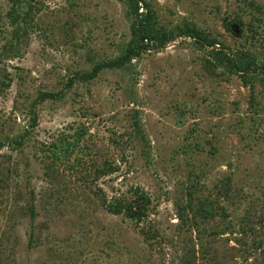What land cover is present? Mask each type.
I'll return each instance as SVG.
<instances>
[{
  "label": "rangeland",
  "instance_id": "obj_1",
  "mask_svg": "<svg viewBox=\"0 0 264 264\" xmlns=\"http://www.w3.org/2000/svg\"><path fill=\"white\" fill-rule=\"evenodd\" d=\"M144 1L173 40L68 86L125 50V3L0 0V264H264V77L186 33L264 66V0ZM136 190L140 221L105 210Z\"/></svg>",
  "mask_w": 264,
  "mask_h": 264
},
{
  "label": "trees",
  "instance_id": "obj_2",
  "mask_svg": "<svg viewBox=\"0 0 264 264\" xmlns=\"http://www.w3.org/2000/svg\"><path fill=\"white\" fill-rule=\"evenodd\" d=\"M124 2L127 6V17L131 21L130 31H131V39L127 43L125 50L121 53L120 56L115 59L100 62L96 64L90 71L78 74L74 77V79L68 82V86H71L74 80L80 82H90L95 79L98 74L105 69H119L124 67L125 65L130 64V62L138 57L142 52L147 51L152 46L162 47L166 45L168 42L172 41L174 36L172 34H166L161 32L155 27L154 20L152 17V13L147 8V5L144 0H119ZM246 3L249 0H243ZM142 10V11H140ZM145 11V12H144ZM16 26V25H15ZM186 33L188 36L193 38L200 46H208L211 50V57L217 66L224 65L228 70L232 73L240 74L242 72H258L264 77V66L258 67L254 65L248 59H240L238 55H231L224 51V47L217 44L215 41L208 40L205 38L199 31L192 27H187ZM14 38L16 40L19 39V31L15 29ZM218 45V48L215 46ZM243 58H246L243 56ZM243 75V74H242ZM7 86V85H6ZM61 93L53 94L40 92L35 104L43 103L46 100L57 98ZM37 125V117L35 113H32L30 127L34 128ZM15 143L17 145H21L22 140L16 139ZM3 147V143H0V150ZM69 146L65 147V151L67 152ZM112 172V169H105L100 172L99 176L108 175ZM134 199L127 203L123 202L124 200L115 199L112 202H103V206L105 210L112 215H119L123 212H128L130 218L140 221L142 218L146 216L147 207L149 204L148 198L139 193L138 190L134 192ZM191 201L187 203L185 207L177 204V213L179 220L186 224L187 218H185L184 213L186 209L193 213L194 224L197 225L195 217H199L206 219L208 217L206 209H195L190 206ZM30 216L33 218L34 211L30 207L29 209ZM187 217V216H186ZM153 238V235L150 236ZM189 264V263H188Z\"/></svg>",
  "mask_w": 264,
  "mask_h": 264
},
{
  "label": "water",
  "instance_id": "obj_3",
  "mask_svg": "<svg viewBox=\"0 0 264 264\" xmlns=\"http://www.w3.org/2000/svg\"><path fill=\"white\" fill-rule=\"evenodd\" d=\"M216 48H218V46H215Z\"/></svg>",
  "mask_w": 264,
  "mask_h": 264
}]
</instances>
